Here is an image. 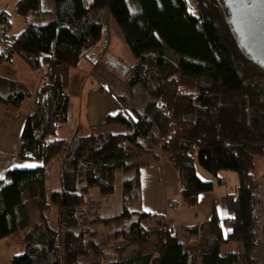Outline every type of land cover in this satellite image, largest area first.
I'll return each mask as SVG.
<instances>
[{
	"label": "trees",
	"instance_id": "16d2710c",
	"mask_svg": "<svg viewBox=\"0 0 264 264\" xmlns=\"http://www.w3.org/2000/svg\"><path fill=\"white\" fill-rule=\"evenodd\" d=\"M225 3L53 0L54 19L37 24L29 21L41 15V0H18L15 13L28 23L18 35L10 34V15L0 13L4 44L0 65L18 55L32 69L44 72L17 154L21 161L43 165L11 169L7 180L0 181V240L25 233L23 253L14 255L10 264H84L80 258L91 251L94 258L85 264H184V259L187 264L260 263L253 171L255 157L264 153V67L241 47ZM104 10L115 19L134 58L130 90L141 86L150 99L136 119L117 114L114 122L125 132L97 130L70 141L56 139L58 129L70 121L71 71L96 44L93 32L101 27L92 14ZM167 51L178 57L177 63ZM110 94L125 104L124 97ZM12 95L24 99L28 93L21 84L0 76V103L9 110ZM144 155L173 165L188 207L197 206L201 195L214 187L197 176L196 159L215 176L224 170L236 172L239 186L237 194L228 195L227 237L215 212L206 224L186 230L196 240L194 245L185 246L172 225L155 232L146 228L144 220L159 216L130 208L139 200L141 166L130 162ZM56 158L59 186L48 193V167ZM135 169V176L124 182L123 212L94 217L92 209L114 193L116 171ZM94 188L99 189L98 200L91 194ZM25 192H30L40 211L51 206L57 210V227L51 226L48 216L42 223H32ZM99 221L118 228L129 222V229H118L99 245L92 229ZM153 235L155 252L126 255V246L109 254L100 251L120 238L129 244H147ZM230 243L236 249L223 252Z\"/></svg>",
	"mask_w": 264,
	"mask_h": 264
},
{
	"label": "rangeland",
	"instance_id": "374dc122",
	"mask_svg": "<svg viewBox=\"0 0 264 264\" xmlns=\"http://www.w3.org/2000/svg\"><path fill=\"white\" fill-rule=\"evenodd\" d=\"M91 2V0H89ZM225 0H221L224 2ZM191 2V0H190ZM42 5V4H41ZM10 15L11 24V35L20 34L24 28V22L12 13ZM91 18H96L100 23L101 27L94 30L93 36L95 39V45L84 52L80 63L76 68L71 71V83H70V93L72 95L71 99V112L70 121L67 125L60 127L55 136L56 139L74 140L81 137V132L79 130L80 124L84 125L81 121L79 124L78 117L88 119V107H90L89 112L92 108L97 109L101 105V98L98 94H94L92 91L102 90L113 92L114 95L118 97H124L126 99L125 104H122L120 112L127 115L138 117V112L143 109L147 101H149L148 94L141 88V86H136L133 90H130L128 86L129 79L132 74V68L134 65V58L124 42V37L119 29L115 19L109 13L108 10L95 12L92 14ZM54 5L53 0H43V12L40 16L35 19L32 18L31 22L37 24H47L54 19ZM168 57L175 63L178 62V57L172 52L167 51ZM42 61V60H41ZM3 78L11 77L10 74L2 76ZM44 77V72L42 79ZM44 81V79H43ZM43 84V83H42ZM264 84V82H263ZM23 86V85H22ZM24 91L30 96V92L24 87ZM26 96V97H28ZM113 96V95H112ZM25 97V98H26ZM10 102V101H9ZM10 108L13 111L14 106L10 104ZM87 121V120H86ZM102 132L110 133H121L125 132L126 128L122 127L115 122H109L108 124H103ZM85 127H82L84 131ZM94 133V132H93ZM92 132L86 136L93 134ZM147 144L146 141H143ZM1 146V143H0ZM18 154V151H17ZM16 154V158H17ZM19 160L13 162L14 167L11 169H34L43 165V162L36 161H21L28 167H15ZM131 164H138L140 166V194L137 203L130 205L133 211L145 212L152 214L154 216H159L158 218L146 219L143 221V225L149 230L155 232L158 229L166 226L165 224L172 225L176 228L181 236V241L185 246L194 245L196 240L186 231L189 228L197 227L194 225L195 220L197 222H202L205 218H208V222L215 212L222 224V231L225 237H227L230 231L226 220L230 215L229 211V194H237L239 186L238 174L233 171H221L217 176L206 171L197 161L194 162L195 170L197 176L204 182H212L213 190L208 193H204L200 197V202L195 207H188L182 197L180 186L177 182V177L174 172L166 171L163 174L165 181L161 179V174L159 172L152 173L143 166H148L150 163H155V160L151 155H144L140 158L132 160ZM16 164V165H15ZM35 164V165H34ZM143 168V169H142ZM9 169V170H11ZM8 170V171H9ZM60 170L59 159L53 160L52 164L49 165V180L46 184V192H50L52 189L57 190L59 186L58 175ZM142 170V171H141ZM7 171V172H8ZM136 169L125 172L123 170H117L115 174V189L114 193L107 196L105 202L102 200V204L95 206L92 209L94 217H114L118 216L123 212V189L124 182L127 179H131L135 176ZM7 174V173H6ZM5 177L0 179L7 180ZM254 178L257 180V208L258 219L255 226V232L259 242L258 256L261 260L259 264H264V153L263 155H258L254 160ZM3 176V175H2ZM1 187V185H0ZM94 199H99V189L94 188L91 191ZM24 202L26 203L29 215L32 223H42L46 216L49 218V223L52 227H57L58 213L52 206L45 209L44 212L40 211L36 203L32 201L30 192H25ZM95 204V203H94ZM96 205V204H95ZM168 206V208H167ZM186 208H195L198 215L191 217V215H181ZM147 209V211H146ZM193 211V210H192ZM176 213V214H175ZM175 214V215H173ZM173 215V216H171ZM138 216L134 217L131 221H136ZM173 223V224H172ZM186 223L187 226L176 227L174 224ZM129 222L122 227L118 226H104L102 223L97 222L93 225L95 236L93 240L97 244H103L108 236L118 229H129ZM201 226V225H198ZM25 233H18L8 242L7 246L12 247V243L15 245L14 255H19L23 253L22 244L16 246L18 242L22 241L23 235ZM15 237V238H14ZM63 239L64 236L62 235ZM14 239V240H13ZM112 240L111 242H113ZM156 236H152L151 240L147 244H129L128 241L123 238L118 239L116 242L108 245L107 247L100 248L102 253H114L117 248L126 246V255L135 253L136 255L141 253H151L156 250ZM1 245V244H0ZM3 245V244H2ZM19 247V249H17ZM236 246L232 243L224 246L223 252L234 251ZM117 253V252H116ZM157 257V254H155ZM94 258V252L91 251L88 257L80 258L81 263H87ZM3 264H8L7 260L4 259ZM184 264H187V259H184Z\"/></svg>",
	"mask_w": 264,
	"mask_h": 264
},
{
	"label": "crops",
	"instance_id": "0c3cea01",
	"mask_svg": "<svg viewBox=\"0 0 264 264\" xmlns=\"http://www.w3.org/2000/svg\"><path fill=\"white\" fill-rule=\"evenodd\" d=\"M17 2L18 0H0V13L6 11L8 14L12 13L16 15L15 7ZM41 4H42V12H43V0H41ZM20 19L24 22L26 28L28 23L24 19L22 18ZM29 22H31V19ZM10 33H11V24H10ZM3 48H4V44L2 43L0 38V49ZM42 63L43 60L41 62V65L43 66ZM8 74H10L11 76L9 78L26 87V89L30 92V96L24 99H20L18 98L17 95H12L10 97V104L14 106L13 111L9 110L4 104L0 103V143H1L0 174H2L3 177H5V174L9 169L14 167L13 162L19 160L18 158H16V154L20 147L21 136L24 129V125L28 115L30 114V112L34 107V101L37 91L41 88L43 83V79H42L43 69H41V71L32 69L30 65H28L18 55L14 56L10 63L0 65V76H4ZM92 92L100 96L101 105L97 109L92 108L91 112H89L90 107H88V116H87L88 119L85 118L83 119L81 117L75 119L79 121V124L81 121L84 122V125L81 126L80 124V128H79L82 134L81 136H86L91 132L93 133L97 130H102V128L100 127L103 124L114 122L115 117L122 108L120 102L110 94V91L106 92L105 90L102 91L95 89ZM82 127H85L84 131L82 130ZM17 165H26V164L21 163V160H19ZM17 165L15 167H17ZM143 167L148 169L152 173L159 172L161 174V179L163 182L165 181L163 174H165L166 171L174 172L178 182V176L173 165L166 160L155 161V163L153 164L150 163L148 166H143ZM195 210H196L195 208L191 209L185 207V210L182 212L181 215H191V217H194L198 215V212ZM197 221L198 220L196 219L194 225L197 224L203 225L208 222V218H205L200 223ZM187 225H188L187 223L186 225L184 223L174 224V226L178 228ZM10 240L11 238L0 240V244H1L0 264H3L4 259L7 260L8 264H10V260L13 257L12 254L15 251L14 250L15 247L13 246L15 245L12 243V247L7 246ZM20 244L21 241L20 243L18 242L16 246ZM17 249H19V247Z\"/></svg>",
	"mask_w": 264,
	"mask_h": 264
},
{
	"label": "water",
	"instance_id": "95a60500",
	"mask_svg": "<svg viewBox=\"0 0 264 264\" xmlns=\"http://www.w3.org/2000/svg\"><path fill=\"white\" fill-rule=\"evenodd\" d=\"M230 21L241 38V47L264 67V0H225Z\"/></svg>",
	"mask_w": 264,
	"mask_h": 264
},
{
	"label": "snow or ice",
	"instance_id": "6c2138e0",
	"mask_svg": "<svg viewBox=\"0 0 264 264\" xmlns=\"http://www.w3.org/2000/svg\"><path fill=\"white\" fill-rule=\"evenodd\" d=\"M28 166H30V165H17V167H28ZM3 178V176H2V174H0V179H2ZM146 211H147V209H146Z\"/></svg>",
	"mask_w": 264,
	"mask_h": 264
}]
</instances>
